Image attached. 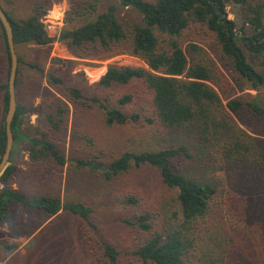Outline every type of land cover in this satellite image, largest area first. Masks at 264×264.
Segmentation results:
<instances>
[{"label": "trees", "instance_id": "trees-1", "mask_svg": "<svg viewBox=\"0 0 264 264\" xmlns=\"http://www.w3.org/2000/svg\"><path fill=\"white\" fill-rule=\"evenodd\" d=\"M112 1L105 9L103 0L73 2L58 41L76 59L108 60L128 54L146 67L110 65L93 86L92 96H87L89 90L82 83L68 84L66 74L45 72L40 61L48 58V50L23 55L18 49L54 41L42 22L51 3L42 0L27 17H14L0 0L19 62L12 135L31 161V172L20 183L23 189L11 186L14 165L0 180V227L10 223L16 205L43 222L64 212L95 232L92 208L82 202L63 203L50 186L26 189V179L44 170L62 172L69 162L108 181L132 170L151 169L165 193L152 210L126 222L141 232L142 240L126 250L103 241L99 244L103 264H264V98L249 93L264 94V0ZM229 3L240 7V27L228 17ZM205 40L215 43L229 76L204 48ZM0 51L7 67L0 81L6 115L11 58L1 23ZM30 72L45 73L53 92L68 102L99 109L107 127L140 126L146 140L107 162L69 160L65 148L47 134L31 136L24 127L30 115L40 113L54 138H60L69 114L48 89L35 95L53 100L33 107L26 92ZM115 88L125 90L115 103L102 97ZM6 145L3 121L0 161ZM124 204L125 210L142 206L135 196H127ZM28 226L30 230L20 223L22 235L40 228L33 221ZM3 249L10 255L17 246Z\"/></svg>", "mask_w": 264, "mask_h": 264}, {"label": "rangeland", "instance_id": "rangeland-1", "mask_svg": "<svg viewBox=\"0 0 264 264\" xmlns=\"http://www.w3.org/2000/svg\"><path fill=\"white\" fill-rule=\"evenodd\" d=\"M42 0H1L4 8L14 17H27L35 3ZM51 3L48 13L42 18L47 34L54 41L48 46L27 45L19 47L21 54L26 55L33 49L48 50L47 59L40 61L45 72L57 71L65 75L68 84L82 83L89 91L87 96H92V88L105 75L110 65L118 67L145 68V63L128 54H121L108 60H80L74 58L66 46L58 41L61 30L65 26V18L73 2L77 0H46ZM112 0H103L105 9ZM228 17L236 21L238 27L242 24L240 7L233 3L227 6ZM121 16L125 11L119 10ZM204 48L218 63L224 73L229 76L220 60V54L212 40H205ZM44 59V58H43ZM74 62L73 65L68 64ZM6 64L1 59L0 51V81L5 75ZM29 89L27 94L32 98L34 108H39L46 101L43 95L35 92L48 89L45 73L30 72L26 77ZM123 88H115L103 93V98H109L115 103L124 92ZM264 98L262 91L249 92ZM56 98L69 108L66 130L62 137L54 138L45 125L44 115L34 113L28 117L25 129L31 136L41 133L55 140L65 148L66 156L76 159H98L107 162L112 156L121 154L126 149H133L146 140L140 126L107 127L103 121L102 113L97 108L84 107L68 102L64 97L54 93ZM36 97H35V96ZM226 97H224V102ZM127 111H131L127 109ZM5 119L3 97L0 93V124ZM11 164L17 168L12 180V188L21 189L22 178L31 172V161L23 145H13ZM26 179L23 187H33L37 184L40 188L51 187L53 193L60 196L63 203L68 201L82 202L93 209L92 222L97 226L93 232L88 226L78 219L60 212L58 216L43 222L34 214L24 212L20 206H12L10 223L0 227V264H103L100 245L103 241L116 245L119 249L126 250L131 244H138L143 235L137 229L129 227L127 221H134L136 213L152 210L159 196L165 191L160 183L158 174L151 169L132 170L129 173L112 181L106 180L101 174L88 170L76 169L70 162L62 172L44 170L41 173ZM34 188V187H33ZM23 189V188H22ZM127 196H135L141 201L142 206L125 210L124 200ZM31 219V220H30ZM40 225V228L29 236L22 235L20 223ZM16 245L13 254H7L4 246ZM131 264H141L137 261Z\"/></svg>", "mask_w": 264, "mask_h": 264}, {"label": "water", "instance_id": "water-1", "mask_svg": "<svg viewBox=\"0 0 264 264\" xmlns=\"http://www.w3.org/2000/svg\"><path fill=\"white\" fill-rule=\"evenodd\" d=\"M0 23L5 31L7 44L10 52L11 65L10 73L8 78V108L4 119L7 145L5 152L0 161V180L6 174L11 164V154L13 151L14 139L12 135V122L14 120L17 111V100H16V78L18 72V55L16 51V45L13 38V30L8 17L6 16L1 4H0Z\"/></svg>", "mask_w": 264, "mask_h": 264}]
</instances>
